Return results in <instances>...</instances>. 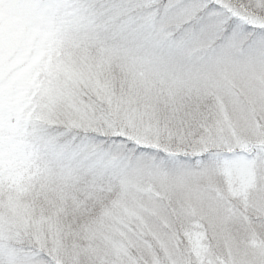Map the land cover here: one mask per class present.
Listing matches in <instances>:
<instances>
[{"label": "snow or ice", "instance_id": "1", "mask_svg": "<svg viewBox=\"0 0 264 264\" xmlns=\"http://www.w3.org/2000/svg\"><path fill=\"white\" fill-rule=\"evenodd\" d=\"M0 264H264V0H0Z\"/></svg>", "mask_w": 264, "mask_h": 264}]
</instances>
